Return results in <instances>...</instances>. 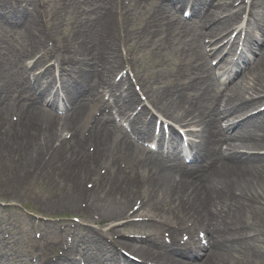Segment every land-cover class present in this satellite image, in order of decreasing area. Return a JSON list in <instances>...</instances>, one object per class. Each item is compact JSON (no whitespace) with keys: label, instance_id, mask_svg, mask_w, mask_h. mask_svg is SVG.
<instances>
[{"label":"bare ground","instance_id":"bare-ground-1","mask_svg":"<svg viewBox=\"0 0 264 264\" xmlns=\"http://www.w3.org/2000/svg\"><path fill=\"white\" fill-rule=\"evenodd\" d=\"M135 1V0H133ZM146 4H149V8L153 4L154 0H142ZM252 4V9L248 12V19L246 24L247 40L251 41L253 45L254 53L256 57H243L242 65L245 76L243 78H238V73H234L230 76L231 80L229 85V100L227 99L226 109L223 114V118H227L228 126L226 131L222 132L218 126L216 109L209 113L208 107L210 106V100L215 95L216 85L211 78L209 72V66L207 61V56L203 54L201 47L197 43V39L200 35L199 32H195V29L187 27L188 36L187 39L182 38L179 41V44L183 45L184 41L188 42V53L187 59L194 66L195 75L199 78L195 80L194 92L199 96L198 104L195 107L197 115L195 118L190 119L189 113L182 109L179 101L187 102V94H180L177 96H172L167 90L161 88H152L149 84L143 82V88L147 92L149 99L163 111H167L168 115L175 114L177 119L180 120L182 117L184 119L189 118L194 124L203 123L204 129L201 130L198 135V149L201 150L207 143V137L212 139V153L209 155V158H213L218 152L215 150V145L221 140H227L230 143L235 144L232 148L233 151H230L227 154V157L224 158L222 164L217 167L211 168L210 172L207 175H204V179L199 181L197 179H192L188 183L176 184L171 181L170 178L165 180L166 189H162L161 184L158 185L154 179L148 180V186L153 187V189L161 188L157 192L158 197H167L177 196L180 202H182L185 207L192 210L193 213H197L200 205L204 203L206 206L203 216H210V208L213 205L218 204L221 198L226 197V201L231 203L232 206H235V209L229 213L231 218L238 219V222H243L242 224L246 227V219H251L257 224L264 223V206L254 205V199L264 201V156H253L251 154L241 155L238 154V148L244 149H256L264 148V121L263 124H260V121L257 117H248L245 119H240L244 114V109L248 104H238L235 101L242 97L243 93L251 90L250 87L244 86L243 83L246 80H255L258 78V82L254 83L252 89L262 90L264 89V0H249ZM35 4L33 0H25L23 5H19L16 8V14L20 18L21 22L24 25L31 24L30 20L33 21V13H29V8L35 10ZM190 8L193 10L194 25L198 26L196 17L202 14V20L213 19L219 10V7L215 6L211 0H188ZM162 7L157 8V11L154 12L152 20L155 24L151 28V33H161L162 31L166 32V36L174 35L177 30L176 28H171L164 26L162 23ZM244 7L238 6L235 11L230 15V17L224 18L217 23V25L212 26L211 31H213L217 26H225L227 24H235L238 19V11L243 10ZM36 11V10H35ZM151 10H148L150 12ZM12 8L4 7L0 8V16L7 17L10 16ZM139 13V12H138ZM140 14V13H139ZM131 18L134 16V12L129 14ZM164 22V21H163ZM209 22V21H208ZM35 27V25H34ZM0 29L4 30L3 23L0 21ZM7 29V28H5ZM254 34H257L254 36ZM108 38H112L114 33L108 34ZM91 35L79 36L83 39L82 45L76 49L70 45H64L68 47L73 53L66 55L59 54L58 57L64 58L71 67V72L74 74V71L79 76L80 84L82 87L89 89L94 84V77L88 72H85L88 61L86 62V52L88 51V43L92 38ZM142 39H146L144 33L141 34ZM93 40V39H92ZM66 44V43H64ZM113 46V45H112ZM106 47V45H105ZM37 48V46H36ZM177 48L178 45H177ZM0 49H3L0 45ZM10 53V47H7ZM7 50V51H8ZM41 51V50H40ZM105 52L108 51V47L104 49ZM179 54L180 49H178ZM75 54V55H74ZM182 55V54H181ZM32 55H30L31 57ZM104 59V67L102 69L101 77L103 80H107L115 69L117 63L114 62V58H111L110 54L106 55ZM180 56V55H179ZM22 57L21 54H12L8 56V59H5L1 62L0 74H1V85H0V126L2 127V134H0V186L4 185L6 192L10 197L15 199H23V195H18L13 192V189L23 183L25 177L28 175H33L35 167L42 162L43 152H45L49 141L56 135L58 128L65 127L69 124L73 129L77 130V134L72 136L73 149L68 151L70 155L67 159V163L72 166V171L70 174H63V177L66 175L73 176L75 182H73V187L70 188L65 186L64 194H58L55 196L45 208L48 211L55 212H70L74 210V207L80 204L82 194H80L81 189V179L94 176L96 162L93 157H89L83 151V146L79 140V135L81 132L78 130L81 128L82 123L86 120L87 113L93 107L88 103V93H82L80 96L82 100L75 105L74 111L70 114L69 118L66 121H58L52 119L50 115L41 111L38 107H34L28 114L27 120L22 126L21 130L18 129L14 132L7 127L5 121V115L10 110L14 109L13 99H11L12 93L17 90L16 82L22 83V100L24 102V95L32 91V87L28 86L27 83L20 79V75L17 72L19 67L17 66V61ZM187 60V61H188ZM6 61V62H5ZM35 63V62H34ZM35 67V65H33ZM10 68V70H6ZM73 70V71H72ZM51 80L50 71L43 73L42 76L36 77L34 84L36 85V90L40 87L39 81L41 80ZM145 86V87H144ZM206 86L208 90L203 91L202 87ZM30 88V89H29ZM41 98L37 97L36 100L39 102ZM26 101V100H25ZM98 106V105H94ZM20 108V106H19ZM205 109L207 112L205 113ZM206 114V115H205ZM169 115V116H170ZM240 119V120H238ZM264 119V114H263ZM238 120V121H237ZM44 126L45 130H40V127ZM97 125H100V120ZM200 125V124H199ZM105 134L98 135L97 126L91 129L88 138L95 137L91 140V143H94L95 146V158L103 154V150H107L111 157L118 160H124V163L127 166L129 173H132L136 168H134L133 162L141 164L143 162V156L148 158L145 150L134 146L131 144L124 136L121 137L118 135L116 138H112L111 128L108 127ZM91 135V137H90ZM201 145V147H200ZM133 147V148H132ZM128 150L127 155L122 154V149ZM12 150H17L20 152L19 158H16L15 155H12ZM58 154V153H55ZM102 157H105L102 155ZM42 160L40 161V159ZM47 162V161H45ZM49 162H47L48 164ZM144 165V164H143ZM105 168L107 169L109 175L107 179L104 178L101 182L99 195L91 198L89 196L88 200L83 199V203H88L89 209L92 210H105L118 211L125 209L128 206V202L135 196L137 193L136 186L140 183V179L137 175L134 176L132 182H126L123 175L120 174L118 169H115L117 166L116 161L113 165L104 163ZM118 167V166H117ZM173 169H170L169 172H172ZM165 171L161 170L160 173ZM79 174L81 175L79 177ZM192 177V176H190ZM51 181L54 179L51 177ZM158 181V180H157ZM18 187V186H17ZM165 187V184H164ZM234 187L237 190L241 191L242 196H247L249 198L248 202L239 200L226 192ZM6 192L1 191V193L6 197ZM225 192V193H224ZM76 204V205H75ZM81 206V204H80ZM79 208V207H78ZM145 212L148 211H157L151 207V203L146 200L144 209ZM243 218V220H242ZM226 237L225 233L220 235L212 234L211 235V253L205 261L207 264H220L217 262L214 253L219 254V258H224L226 253L224 249H221V245H224V238ZM215 238H218L217 240ZM223 241V242H222ZM251 240L242 241L243 252L242 258L238 260H231L229 256H226V264H252V260L263 263L260 257L254 252ZM226 244V243H225ZM132 247L131 245H129ZM238 244L232 245V249H238ZM147 250V249H146ZM213 251V253H212ZM204 261V262H205Z\"/></svg>","mask_w":264,"mask_h":264},{"label":"rangeland","instance_id":"rangeland-1","mask_svg":"<svg viewBox=\"0 0 264 264\" xmlns=\"http://www.w3.org/2000/svg\"><path fill=\"white\" fill-rule=\"evenodd\" d=\"M8 29H16V28H14V26H13L12 28H8ZM17 31L19 32V34H18L19 35V39H17V38L13 39L15 37V32L14 31H12L11 33H9V35H6V36H8L7 37L8 40H10L11 38L13 40H15V41H13V42L10 43L11 45L16 46V43H18L17 46H20L22 44V40H23L24 43H26L27 41H29V39H27L28 35H25L26 33L22 29H17ZM4 34H7V33L4 32ZM4 43H7V41L5 40ZM249 83L251 84V81H249ZM0 202H2V201H0ZM22 204H26V203H22ZM27 204L29 205L28 202H27ZM76 207H77V205L74 208H76Z\"/></svg>","mask_w":264,"mask_h":264}]
</instances>
